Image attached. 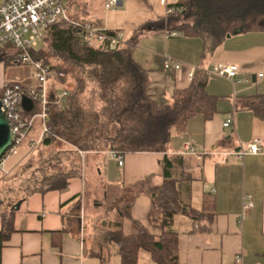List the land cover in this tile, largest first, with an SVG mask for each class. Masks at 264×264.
<instances>
[{"label": "crops", "instance_id": "1", "mask_svg": "<svg viewBox=\"0 0 264 264\" xmlns=\"http://www.w3.org/2000/svg\"><path fill=\"white\" fill-rule=\"evenodd\" d=\"M109 1H104L103 8L97 0L64 3L70 16L73 11L77 19L100 21L106 30L125 38L143 31L133 55L149 73L155 99L168 101L177 91L189 89V74L197 69L208 71L207 92L219 98L212 119L195 115L184 130L173 128L171 133L167 155L182 156L184 171L191 179L182 187L184 205L200 210L206 194L215 199L210 232H201L200 224L185 213L175 218L179 263L264 264V119L251 108L264 95V33L234 35L220 48L211 49L199 36L153 27L187 0H120L119 6L108 10ZM167 60L180 63L182 70L165 71ZM220 63L239 66L237 80L242 83L212 74ZM228 119L232 124L225 127ZM40 133L34 131L24 146L3 160L4 174L15 184L20 169L35 155L32 143ZM255 139L262 140L263 152L237 159L234 153L246 150ZM187 145L193 151H186ZM81 157V175L71 179L66 189L26 196L19 201V209L13 208L14 229L4 244L1 264H103L95 255L101 246L95 230L100 222L106 230L120 229L127 236L136 235L139 227L153 238L162 236L164 216L153 210L147 192L131 203L130 218L122 197L140 183L147 188L163 184L164 153H129L122 167L108 150L84 152ZM246 198L253 208L245 206ZM85 218H89L86 228ZM108 250L104 264H121L118 245L111 243ZM139 261L155 264L145 251Z\"/></svg>", "mask_w": 264, "mask_h": 264}, {"label": "trees", "instance_id": "2", "mask_svg": "<svg viewBox=\"0 0 264 264\" xmlns=\"http://www.w3.org/2000/svg\"><path fill=\"white\" fill-rule=\"evenodd\" d=\"M73 20H59L48 27L41 48L36 50L35 58L62 74L50 85L46 122L50 134L41 144L51 153L39 158L40 166L34 172L18 177L19 189L12 182L17 191L12 195L19 197L18 203L35 193L66 189L71 179L81 175L80 152L164 153L163 184L147 188L140 183L122 197V202L126 201L124 212L130 218L131 203L137 195L147 192L153 200V210L164 216L162 236L153 238L142 227L136 235L127 236L120 229L106 230L100 222L95 230L101 246L95 255L104 264L109 245L116 243L121 264H146L139 261L142 251L149 253L155 264H180L175 218L185 213L200 224L201 232H210L215 199L208 193L200 210L188 209L181 200L182 187L191 180L184 171V159L171 158L167 151L173 128L184 130L193 116L201 114L210 120L218 112L219 98L207 92L208 71L197 69L189 89L177 91L168 101L157 100L150 93L149 73L133 55L142 30L134 38L112 45L118 33L106 30L102 22ZM85 24L102 29L104 40L83 41L87 34ZM153 27L188 37L199 36L209 48L218 49L229 35L264 33V0H187L166 19L153 23ZM1 93L0 90V97ZM62 93L68 95L60 99L58 95ZM251 108L264 119V95ZM57 143L60 147L54 152L52 148ZM10 151L11 147L0 162ZM4 202L0 196V207ZM16 204L0 216V264L4 244L14 229Z\"/></svg>", "mask_w": 264, "mask_h": 264}, {"label": "built area", "instance_id": "3", "mask_svg": "<svg viewBox=\"0 0 264 264\" xmlns=\"http://www.w3.org/2000/svg\"><path fill=\"white\" fill-rule=\"evenodd\" d=\"M167 0H162L166 3ZM120 0H110L106 9L117 7ZM59 20L70 21L64 0H0V58L14 60L16 65L30 68L32 73L26 80H13L0 85L2 111L6 116L12 132L11 151L25 145L34 132L37 119L42 121V128L39 138L32 143L35 148L43 143L50 134L46 125L49 119L50 85L62 74L47 66L42 59L35 58L36 50L44 39L48 27ZM87 34L83 41H102L105 38L103 30L93 25L85 24ZM173 36L176 34H172ZM125 39L123 34L118 33L112 39V45L119 40ZM0 65H6L5 60H0ZM165 71L180 72L182 65L178 62L167 60ZM240 68L234 64H217L212 68L211 73L222 78L238 81ZM195 72L189 74L193 80ZM259 77H263L261 74ZM247 81L250 79L248 77ZM68 93L59 94L61 99ZM29 99L33 103L31 111H27L23 102ZM232 119H228L225 127H230ZM186 151H193L190 145L186 146ZM263 152V142L255 139L248 145L246 150L238 151L234 155L239 160H243L247 155H258ZM83 155L84 152H81ZM112 158L120 167L124 165L125 154L118 151H111ZM4 172L3 160L0 162V173ZM245 206L253 208L250 198H246ZM240 260H238L239 262Z\"/></svg>", "mask_w": 264, "mask_h": 264}, {"label": "rangeland", "instance_id": "4", "mask_svg": "<svg viewBox=\"0 0 264 264\" xmlns=\"http://www.w3.org/2000/svg\"><path fill=\"white\" fill-rule=\"evenodd\" d=\"M104 1L105 0H97V2H98L97 4H98L99 8H101V7L103 8ZM71 9H73V8H71ZM74 16H76L75 13L73 11H71V16L69 15V18L71 19V21H74L73 19H75L77 21H81L80 19H77ZM41 46H42V43L39 44L37 49L39 50L41 48ZM13 61L14 60L11 59L8 62H6L5 66L0 65V85H3L4 83H8V82L13 81V80H26L27 78H30L32 70L30 68H27L24 66L16 65V63H14ZM41 128H42V122L40 119H37L34 131L40 132ZM53 147L54 148H52V149H54V152H55L57 147H60V145H59V143H57ZM32 149L36 150L35 155H32V157L28 161V163L21 168L22 170L20 169L18 177H21V175L24 176V174H30V172H34L33 170H36L40 166V164L38 163V160H40L39 158H41L43 156L45 157L51 153V151H49L50 149L43 148V146H41V144L35 148H32ZM11 152L12 151H10L9 153H11ZM31 152H30V154H31ZM3 173L4 172H1L0 175L2 176ZM26 177H28V176H26ZM1 178L2 179H0V196L4 197L5 202L0 207V216L3 213H9L10 205L13 203L16 204L18 201V198H19V197L18 198L13 197V195H12L13 192H17V191L14 190L15 188H13V185H11L14 183H12V181L9 180L8 176H6V174H5ZM36 178H39V180H40V177H36ZM18 183H19V181L15 184L16 188H18L20 186V185H18ZM11 188H13V189H11ZM8 197H10V198L7 199ZM100 202H101V200L97 199L96 203L100 204ZM88 221H89V218H85V221H84L85 222V228H86V226H88V225H86V222H88Z\"/></svg>", "mask_w": 264, "mask_h": 264}, {"label": "water", "instance_id": "5", "mask_svg": "<svg viewBox=\"0 0 264 264\" xmlns=\"http://www.w3.org/2000/svg\"><path fill=\"white\" fill-rule=\"evenodd\" d=\"M228 38H231L229 35ZM23 106L27 111H31L33 108V103L29 99H25L23 102ZM12 132L10 124L2 111V104L0 100V160L3 158L4 154L8 151V149L12 145ZM21 202H18L16 205V209H19L21 206Z\"/></svg>", "mask_w": 264, "mask_h": 264}]
</instances>
